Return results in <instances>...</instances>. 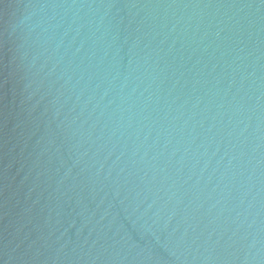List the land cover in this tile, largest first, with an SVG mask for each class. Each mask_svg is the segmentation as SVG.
<instances>
[{
    "label": "water",
    "instance_id": "water-1",
    "mask_svg": "<svg viewBox=\"0 0 264 264\" xmlns=\"http://www.w3.org/2000/svg\"><path fill=\"white\" fill-rule=\"evenodd\" d=\"M0 264H264V0H0Z\"/></svg>",
    "mask_w": 264,
    "mask_h": 264
}]
</instances>
